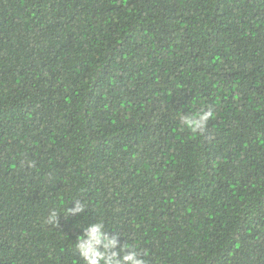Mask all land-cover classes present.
Masks as SVG:
<instances>
[{
    "label": "trees",
    "instance_id": "1",
    "mask_svg": "<svg viewBox=\"0 0 264 264\" xmlns=\"http://www.w3.org/2000/svg\"><path fill=\"white\" fill-rule=\"evenodd\" d=\"M94 224L121 264H264V0H0V264H88Z\"/></svg>",
    "mask_w": 264,
    "mask_h": 264
},
{
    "label": "clouds",
    "instance_id": "2",
    "mask_svg": "<svg viewBox=\"0 0 264 264\" xmlns=\"http://www.w3.org/2000/svg\"><path fill=\"white\" fill-rule=\"evenodd\" d=\"M211 113L209 112H195L191 117L189 116H183L184 124L195 131L197 128H201L205 121L209 118ZM82 207H78L74 209L73 211H81ZM52 220H55V213L52 215ZM100 224H94L90 226V228L86 229L88 233V240L86 241L83 236L79 237V243L77 244V247L81 250L82 255L88 259V264H97L98 261H104V264H121V261L115 260L114 257L117 255V253H112V257H109L108 259H105V256L107 255V249L112 248L116 245L115 239H105V252L104 253H98L95 251L94 244H98L100 242ZM125 247H130V245H125ZM123 251V249H121ZM123 261L131 262V264H143L142 261L136 260L135 255H124L122 257Z\"/></svg>",
    "mask_w": 264,
    "mask_h": 264
}]
</instances>
